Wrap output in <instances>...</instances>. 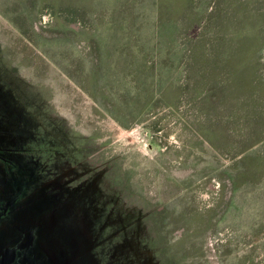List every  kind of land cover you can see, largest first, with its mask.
<instances>
[{"label": "rangeland", "instance_id": "rangeland-1", "mask_svg": "<svg viewBox=\"0 0 264 264\" xmlns=\"http://www.w3.org/2000/svg\"><path fill=\"white\" fill-rule=\"evenodd\" d=\"M17 197L56 264H264V0H0Z\"/></svg>", "mask_w": 264, "mask_h": 264}, {"label": "flooded vegetation", "instance_id": "flooded-vegetation-1", "mask_svg": "<svg viewBox=\"0 0 264 264\" xmlns=\"http://www.w3.org/2000/svg\"><path fill=\"white\" fill-rule=\"evenodd\" d=\"M18 198L20 197H17L16 199L11 198L10 203L8 201L4 204H0V226L3 222L6 224L7 219L12 214V207L16 204ZM96 235L97 241H99L100 234L96 233ZM35 237L36 228L32 227L31 233L26 232L23 235V241L16 244L11 242L4 247L0 246V264H56L53 259L46 255L42 248H35L36 245L32 248L30 243L34 242ZM37 242L43 244V241L41 240H38Z\"/></svg>", "mask_w": 264, "mask_h": 264}]
</instances>
